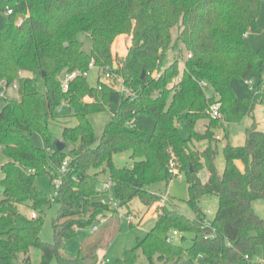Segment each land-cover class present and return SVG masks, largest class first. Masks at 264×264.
Segmentation results:
<instances>
[{
	"label": "trees",
	"instance_id": "obj_1",
	"mask_svg": "<svg viewBox=\"0 0 264 264\" xmlns=\"http://www.w3.org/2000/svg\"><path fill=\"white\" fill-rule=\"evenodd\" d=\"M261 3L0 0V80L12 83L19 71L27 73L19 78V96L0 101V145L7 158L0 167L4 175L0 180V264H51L54 259L58 264H100L103 239L88 250L81 248L76 257L61 252L64 239L75 237L78 229H92L100 216L117 212L107 200L95 197L113 193L120 205L138 198L149 209L163 197L151 187L169 185L182 174L188 178V204L196 217L161 206L155 227L110 264H135L139 250L150 264H158L155 257L159 264L179 261L185 252L193 259L204 256L207 264H253L258 247L264 245V218L254 208L255 200H264V130L253 122L244 144L227 143L225 170L219 173L213 130L201 134L195 126L209 118L207 108L215 102L221 103V114L230 123L241 122L258 103L264 104V47L254 50L246 37L257 22ZM8 8L13 9L10 15ZM19 18H23L21 25ZM176 26L180 31L174 39ZM81 34L91 38V51L85 49ZM123 34L132 36L129 51L114 56L112 46ZM122 39L115 43V50ZM173 49L187 56H178L164 67ZM91 63L104 76L113 74L116 82L100 76L97 86H92L85 74ZM156 71L161 73L155 76ZM73 72L78 75L65 90L63 78ZM250 78L255 89L246 82ZM64 103L71 112L67 116L60 113ZM113 104L118 110L98 135L91 117ZM140 114L154 119L151 131L133 124ZM209 119L213 127L221 121ZM53 122L64 124L61 137L53 133ZM181 124L189 131L187 138L181 134ZM35 133L43 146L33 143ZM57 139L66 143L65 150L58 149ZM194 140L209 143L199 151L192 146ZM128 150L133 166H117L114 155ZM66 158L69 165L62 173ZM204 163L210 174L207 182L199 176ZM93 169L109 174L112 190L99 187V172ZM61 174L62 184L55 194L61 207L54 221L55 242L46 243L40 235V213L51 199L38 189L36 179L49 175L53 183ZM212 194L219 197V207L210 220L200 201ZM22 206H30L37 216L23 213ZM171 230L193 233L192 245L185 248L169 242L166 237ZM33 247L42 250L38 263L30 256Z\"/></svg>",
	"mask_w": 264,
	"mask_h": 264
},
{
	"label": "rangeland",
	"instance_id": "obj_2",
	"mask_svg": "<svg viewBox=\"0 0 264 264\" xmlns=\"http://www.w3.org/2000/svg\"><path fill=\"white\" fill-rule=\"evenodd\" d=\"M179 31L180 29L177 26L172 28L174 39H176L179 35ZM123 35V39L119 40V44L122 43L121 45L124 49L123 51H125L126 47L129 49V46H131L129 43H131L132 36L126 34ZM246 37L254 50L264 47V0H262L261 3V12L257 22L256 24H252L249 27ZM81 38L85 42V49L87 51H91V38L86 34H81ZM113 48L114 44L112 46V49ZM116 52L117 50H115V53H113L114 56H122L120 53ZM178 56H184L185 58L187 54L183 50H171L164 61V67L169 66ZM183 68L184 65L182 63L181 69ZM160 73V71H156L154 75L158 76ZM100 76H104V74L98 67L90 68L88 72V80L92 86H97ZM254 76L256 79H258L259 74L254 72ZM110 82L114 84L116 80L113 79ZM210 93H212L211 89L209 90V94ZM12 96L18 97L19 95L18 93H15ZM86 100L92 101L88 100V98H86ZM117 110L118 106L113 104L108 111L95 114L91 117L98 135L101 133L110 116L115 114ZM60 113L63 116H67L71 113L69 107L65 103L60 107ZM206 114L209 118H213L207 112ZM209 118L206 117L200 119L197 122L195 129L201 134L206 133L210 128L213 130L215 137L214 145L218 146L219 148L216 165L219 173H223L225 170L224 146L227 143L235 146L244 144L247 139V128H249L253 122H255L260 129H264V104L258 103L252 114L246 116L239 123H230L224 119L221 114L220 123L213 127ZM76 122L77 120L72 117L71 123L75 124ZM134 124L136 127H144L151 131L154 128L155 121L148 115L140 114L134 120ZM63 127L64 124L59 122H53L51 125V129L57 137L62 136ZM180 131L183 137L187 138L189 136V131L184 124L180 125ZM32 141L36 146H43L44 144L41 136L37 133L32 135ZM207 142L209 143L208 140H194L192 146L199 151H203L202 149L205 147L207 148L208 146ZM113 160L119 167H132L134 164V159L130 150L115 154ZM5 161H7V158L3 153H1L0 167ZM92 172H99L100 188L103 187L105 182L109 181V174L107 172L95 169H93ZM174 173L178 174L179 170L176 168ZM3 176V172L0 168V180L3 178ZM199 176L203 182H207L209 171L205 163L204 167L199 172ZM36 186L41 191H44L51 199V203L46 205L43 209V212L40 213L41 217L43 218V226L40 235L44 242L54 243V221L58 218L61 209L58 199L55 198L56 188L49 175L39 176L36 179ZM151 189L152 191L161 194L163 197L160 201L155 202L149 209H147L145 204L138 198L132 200L128 205H119L118 210L116 209V213H108L107 221L103 224H100V228L97 232L92 233L91 228L78 229L77 235L75 237L71 239H64L62 241L61 252L68 257H76L81 248L88 250L94 244L99 243L100 239H103V248L99 250L100 257L109 259L110 262L106 264H110L119 258H123L125 252L137 244L138 239L144 238L147 233L155 227L156 219L152 217L147 218V216L150 213L153 215L156 214L161 206L167 204L170 208L177 209L179 212L187 215L190 218L196 217L194 211L188 204L189 182L185 174L175 177L169 185L166 183H159L153 185ZM165 196H167V199H165L164 203ZM95 199L108 200V196L99 195L96 196ZM200 206L205 212L206 218L212 220L214 219L219 207V197L215 194L204 196L201 198ZM254 208L257 214L264 218V200H255ZM21 210L25 214H31L34 211L30 206H22ZM37 213L39 214V212ZM129 214L134 216L132 221L128 217ZM131 223H133V225ZM95 224H97V222H95ZM173 231L175 230H171L169 233L172 235ZM160 234L163 235V233ZM193 238V233L181 232L179 235L173 237V242L181 244L185 248H189L193 243ZM30 256L34 263H38L42 259V250L40 248L33 247L31 249ZM155 259L159 264L160 262L158 259L156 257ZM51 264H58L57 259H54ZM135 264H150L149 258L142 250L138 251ZM168 264H207V259L204 256H199L198 258L193 259L188 255V253L185 252L179 261L170 262ZM253 264H264V245L258 247Z\"/></svg>",
	"mask_w": 264,
	"mask_h": 264
},
{
	"label": "built area",
	"instance_id": "obj_3",
	"mask_svg": "<svg viewBox=\"0 0 264 264\" xmlns=\"http://www.w3.org/2000/svg\"><path fill=\"white\" fill-rule=\"evenodd\" d=\"M12 13H13V9L12 8H8L6 10V14L7 15H10ZM22 22H23V18H19L18 21H17V24L21 25ZM91 67H94L93 63H91ZM85 74L88 75V72H86ZM26 75H27V73L25 71L21 70L18 73V77L12 83H8L5 79L0 80V87H1V90H0V101H4L6 98L11 97L13 94H15L17 92V90L19 89V78L25 77ZM77 75H78L77 72L68 73V74L65 75V77L63 78V87H64L65 90L68 89L70 80L74 79ZM113 79H114V75L110 74V73H107L105 75V77L103 78V80L106 81V82H110ZM246 82L251 85L252 89H255V87H254V79L253 78L247 79ZM118 85H120V83ZM202 85L203 86H207V83L206 82H202ZM220 107H221V103L220 102L212 103L207 108V113L213 118H220L221 117ZM1 153H2V146L0 145V154ZM68 165H69V158H66L64 160L62 168H61V172L62 173L67 170ZM172 171L175 172L176 168H173ZM62 180H63V177H62V174H61L60 176L56 177L54 179V181H53V184H54V186L56 188V194L58 193V190H59V188H60V186L62 184ZM103 187L105 189H107V190H112L113 189V183L111 181L105 182ZM165 199H167V196L164 197V203H165ZM107 201H108V203L111 206H113L115 209L118 210L120 202L114 197V195L112 193L108 194V200ZM32 216L36 217L37 216L36 212H33ZM128 217L132 221L134 216L129 214ZM106 221H107V217L100 216L98 218L97 224H95L92 227L91 232L92 233L97 232L99 230V228H100V224H103ZM208 224H209V222H208ZM176 235H179V232L177 230L173 231V234L172 235L169 234L166 238H167V240L169 242H172L173 241V237L176 236ZM109 261H110L109 259L102 258V260L100 261V264H106Z\"/></svg>",
	"mask_w": 264,
	"mask_h": 264
},
{
	"label": "crops",
	"instance_id": "obj_4",
	"mask_svg": "<svg viewBox=\"0 0 264 264\" xmlns=\"http://www.w3.org/2000/svg\"><path fill=\"white\" fill-rule=\"evenodd\" d=\"M123 36L124 35H120L119 37H118V39H120L121 37L123 38ZM118 39L115 41V43L118 41ZM115 43H114V45H115ZM130 45H131V43H129ZM130 47V46H129ZM124 49H123V47H122V45H121V43L119 44V47L117 48V52L116 53H120L122 56H125L127 53H128V51H129V49L126 47V49H125V51H123ZM112 51H113V53H115V50H114V48L112 49ZM88 100H92L91 98H89L88 97ZM112 116V115H111ZM110 116V117H111ZM134 124V123H133ZM135 125V124H134ZM103 130V129H102ZM264 130V129H263ZM102 132V131H101ZM101 134V133H100ZM208 143V142H207ZM204 149H206V147L205 148H203L202 150H204ZM239 166L241 167V168H243V164H242V162H239ZM209 176H210V174H209ZM208 179H209V177H208ZM208 181V180H207ZM150 217H152V218H154V219H156V214H149L148 216H147V218H150ZM145 220H146V218H145ZM144 221V220H143Z\"/></svg>",
	"mask_w": 264,
	"mask_h": 264
},
{
	"label": "water",
	"instance_id": "obj_5",
	"mask_svg": "<svg viewBox=\"0 0 264 264\" xmlns=\"http://www.w3.org/2000/svg\"><path fill=\"white\" fill-rule=\"evenodd\" d=\"M145 76V73H143V77ZM56 145L58 147L59 150L63 151L66 149V143L60 139H57L56 140Z\"/></svg>",
	"mask_w": 264,
	"mask_h": 264
}]
</instances>
